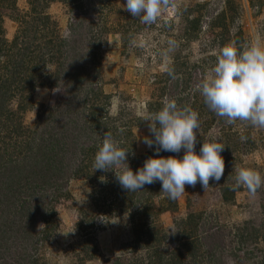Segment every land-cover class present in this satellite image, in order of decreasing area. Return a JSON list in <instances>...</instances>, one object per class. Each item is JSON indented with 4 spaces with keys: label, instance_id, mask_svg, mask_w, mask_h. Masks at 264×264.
Wrapping results in <instances>:
<instances>
[{
    "label": "rangeland",
    "instance_id": "1",
    "mask_svg": "<svg viewBox=\"0 0 264 264\" xmlns=\"http://www.w3.org/2000/svg\"><path fill=\"white\" fill-rule=\"evenodd\" d=\"M14 1L0 0V264H264V182L232 190L237 168L264 179V129L229 124L197 90L224 45L264 47V0H166L152 25L125 0H47L45 26ZM165 98L198 113L197 153L210 137L225 145L221 180L176 200L93 169L109 133L142 167L144 117ZM36 158L61 168L36 171Z\"/></svg>",
    "mask_w": 264,
    "mask_h": 264
},
{
    "label": "clouds",
    "instance_id": "2",
    "mask_svg": "<svg viewBox=\"0 0 264 264\" xmlns=\"http://www.w3.org/2000/svg\"><path fill=\"white\" fill-rule=\"evenodd\" d=\"M165 3L166 0H125L123 8L132 17H139L142 23L152 25ZM169 44L174 45V41L170 40ZM166 71L173 74L171 69ZM197 90L208 109L226 118L229 124L240 120L264 129V47L259 41L241 49L235 42L224 45L216 64L197 85ZM58 91L61 90L54 92ZM144 120L148 122L151 138L144 136L141 142L152 149L154 155L146 158L142 167L133 172L127 163L129 151L122 149L109 133L97 147L93 169L113 171L117 182L127 192L160 182V191L170 200L182 196L185 185L195 187L199 182L204 189L209 186V180H221L224 175L221 152L225 145L210 137L202 141L197 153L199 119L190 106H180L174 99L165 98L162 107L147 114ZM182 149L183 155L179 158L159 155L162 151L179 153ZM262 182L264 179L256 171L237 168L232 190L246 187L255 191Z\"/></svg>",
    "mask_w": 264,
    "mask_h": 264
},
{
    "label": "trees",
    "instance_id": "3",
    "mask_svg": "<svg viewBox=\"0 0 264 264\" xmlns=\"http://www.w3.org/2000/svg\"><path fill=\"white\" fill-rule=\"evenodd\" d=\"M8 2L10 1L11 2V4H14V0H7ZM47 3H48V1L47 0H28L27 1V4H28V8H29V12H30V14H31V18H30V20L29 21H32V22H35L36 24H37V26L38 25H43V26H45V23H48V20H49V14L47 13V10H46V8H47ZM0 19H1V15H0ZM19 22L20 23H23V22H25V17H24V20L23 19H19ZM1 26V25H0ZM0 34H2V29H1V27H0ZM17 42V40H16V37L15 38H13V40L9 43L12 47H15L16 46V43ZM62 42V41H61ZM57 49H58V47H57ZM16 72V71H15ZM14 72V78L13 77H10V80L11 81H14V80H20L21 81V78L19 79V73L18 72H16L15 73ZM18 78V79H17ZM17 82V81H16ZM41 84H43L42 82H40ZM18 84V83H17ZM25 84H23L20 88H23V86H24ZM5 86H6V84L5 83H1L0 84V89L1 90H3L4 88H5ZM31 89L33 88V86L31 85V87H30ZM0 95H5V94H3V93H0ZM161 105H162V103L160 102V103H158V108L160 109V107H161ZM95 147H93V146H87V149H94ZM44 156V155H43ZM140 157H138V159H139ZM43 162V161H42ZM34 163H35V165L37 166V169L36 168H33L32 166L31 167H27V164H24L23 165V168H22V171H25V169L27 170V172L25 171V175H26V177L25 178H28V176L30 175V174H32V173H36V171H38V170H40V169H45L46 167H48L50 170H52V171H54V172H58V170H60V168H61V165H59L58 167H57V161L55 160V159H48V160H44V164L45 165H43V166H41L43 163H41V162H39V160L36 158L35 160H34V162H33V165H34ZM59 164V163H58ZM32 169V170H31ZM35 169H36V171H35ZM59 175L60 174H62V173H58ZM100 186V185H99ZM160 187V185H156L155 186V188L153 189V190H156V189H158Z\"/></svg>",
    "mask_w": 264,
    "mask_h": 264
}]
</instances>
